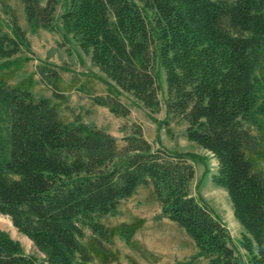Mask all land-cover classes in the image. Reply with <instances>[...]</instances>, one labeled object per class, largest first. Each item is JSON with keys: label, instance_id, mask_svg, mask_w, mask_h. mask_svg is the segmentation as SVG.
<instances>
[{"label": "trees", "instance_id": "16d2710c", "mask_svg": "<svg viewBox=\"0 0 264 264\" xmlns=\"http://www.w3.org/2000/svg\"><path fill=\"white\" fill-rule=\"evenodd\" d=\"M30 26L53 30L59 0H19ZM264 0H67L59 24L91 64L144 107L157 105L156 65L165 83L168 119L187 123L184 137L216 162L210 175L241 228L231 247L221 221L189 193L193 169L185 154L153 149L132 124L123 145L99 130L84 135L60 122L47 99L0 87V216L43 256L37 262L0 231V264H88L79 239L92 234L100 253L101 224L138 186H149L159 216L182 229L195 256L176 264H264V170L246 158L258 138L245 124L264 118V85L254 71L264 52ZM12 36L0 30V58L24 44L12 14ZM40 80L55 92V70ZM116 117L128 109L115 96H90ZM135 264V263H129Z\"/></svg>", "mask_w": 264, "mask_h": 264}, {"label": "rangeland", "instance_id": "374dc122", "mask_svg": "<svg viewBox=\"0 0 264 264\" xmlns=\"http://www.w3.org/2000/svg\"><path fill=\"white\" fill-rule=\"evenodd\" d=\"M67 0H59L51 15L53 30L27 24L19 0H0V30L12 36L8 19L15 18L24 41L14 54L0 58V87L29 91L35 98L47 99L63 124L75 126L82 134L99 130L115 141L117 148L123 145L121 138L127 135L132 124L138 125L143 138L153 149L185 154L193 169L189 193L201 199L225 227L231 247L242 254L239 247L241 228L234 221L225 192L210 182L216 162L206 151L184 137L187 123L177 118L170 120L165 113V83L162 70L154 67L157 75V105L144 107L129 93L121 91L94 67L89 56L83 54L77 43L59 24V16L65 10ZM264 12V8L262 9ZM55 70V87L60 98L51 96L48 85L40 79V70ZM261 86L264 85V52L254 71ZM115 96L127 109L126 117H116L105 108L94 105L90 96ZM259 140L254 151H247L246 158L252 170H264V118L254 115L245 124ZM159 207L149 186H138L134 193L118 204L113 216H105L101 224L108 232V242L102 243L104 252L95 246L92 234L83 231L79 239L88 258V264H176L195 256L192 241L182 229L159 216ZM0 231L17 242L24 256L39 262L43 256L31 242L17 233L7 218L0 216ZM207 257H197L193 264H208Z\"/></svg>", "mask_w": 264, "mask_h": 264}]
</instances>
